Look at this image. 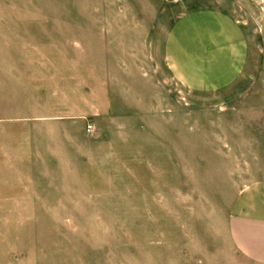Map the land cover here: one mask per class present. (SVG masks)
Wrapping results in <instances>:
<instances>
[{"label": "rangeland", "instance_id": "rangeland-1", "mask_svg": "<svg viewBox=\"0 0 264 264\" xmlns=\"http://www.w3.org/2000/svg\"><path fill=\"white\" fill-rule=\"evenodd\" d=\"M3 3L0 264H242L227 223L264 178V0ZM207 7L248 43L210 93L165 59L176 19Z\"/></svg>", "mask_w": 264, "mask_h": 264}, {"label": "crops", "instance_id": "crops-1", "mask_svg": "<svg viewBox=\"0 0 264 264\" xmlns=\"http://www.w3.org/2000/svg\"><path fill=\"white\" fill-rule=\"evenodd\" d=\"M1 1L8 14L7 0ZM17 6L13 5L11 12L21 13ZM165 59L183 87L218 92L241 79L248 61V43L239 22L225 12L208 7L192 9L183 12L167 33ZM0 180L8 181V177L1 175ZM4 188H0V196L8 194V187ZM227 231L232 246L245 260L242 264H264V178L239 192ZM96 264L105 263L100 259Z\"/></svg>", "mask_w": 264, "mask_h": 264}, {"label": "built area", "instance_id": "built-area-1", "mask_svg": "<svg viewBox=\"0 0 264 264\" xmlns=\"http://www.w3.org/2000/svg\"><path fill=\"white\" fill-rule=\"evenodd\" d=\"M88 132H89V133L92 132V127H91V126H89V128H88Z\"/></svg>", "mask_w": 264, "mask_h": 264}]
</instances>
